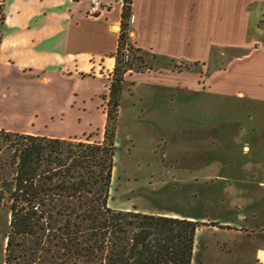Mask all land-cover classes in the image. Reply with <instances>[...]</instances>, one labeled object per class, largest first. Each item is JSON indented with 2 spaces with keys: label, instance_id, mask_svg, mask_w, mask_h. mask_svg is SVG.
Returning a JSON list of instances; mask_svg holds the SVG:
<instances>
[{
  "label": "rangeland",
  "instance_id": "1",
  "mask_svg": "<svg viewBox=\"0 0 264 264\" xmlns=\"http://www.w3.org/2000/svg\"><path fill=\"white\" fill-rule=\"evenodd\" d=\"M141 41L153 44L148 37ZM136 55L146 66L142 73L130 72L133 77L124 83L108 206L205 223L208 228L196 231L192 264H261L254 251L264 247V128H242L238 122L246 124L248 117L234 114L232 100L187 88L196 81L200 87L202 76L219 63L202 70L200 61ZM165 64L172 73L166 80L160 74L168 72L159 68ZM94 73L104 80L110 75L102 68L87 76ZM4 86L2 81L0 89ZM98 86V80L82 82L79 89L86 95L75 98L74 111L65 101L58 103L56 110L66 108V118L39 126L40 134L100 141L106 116ZM29 105L20 101L16 109L10 98L2 97L0 130L25 129V123L14 118ZM9 155L0 136V180L5 174L1 165ZM8 223L7 210L0 208V264ZM261 260L264 264V255Z\"/></svg>",
  "mask_w": 264,
  "mask_h": 264
},
{
  "label": "crops",
  "instance_id": "2",
  "mask_svg": "<svg viewBox=\"0 0 264 264\" xmlns=\"http://www.w3.org/2000/svg\"><path fill=\"white\" fill-rule=\"evenodd\" d=\"M88 8L89 0H0V99L10 98L16 109L31 103L15 115L25 123L15 133L42 135L37 129L66 118V108L56 106L65 101L73 112L75 98L86 95L82 82L98 80L105 94L107 78L87 74L114 67L122 0H101L93 18ZM130 25L132 43L147 54L200 61L202 70L219 63L200 87L195 79L187 88L232 100L234 114L248 117L238 122L242 128H264V0H133ZM143 37L153 44L144 46ZM159 68L168 72L160 74L165 80L172 75L168 64ZM260 249L254 259L263 264Z\"/></svg>",
  "mask_w": 264,
  "mask_h": 264
},
{
  "label": "trees",
  "instance_id": "3",
  "mask_svg": "<svg viewBox=\"0 0 264 264\" xmlns=\"http://www.w3.org/2000/svg\"><path fill=\"white\" fill-rule=\"evenodd\" d=\"M132 4L122 0L100 141L0 130L10 152L0 180V208L9 215L3 264H192L205 223L108 206L124 83L146 66L136 54L147 53L129 37Z\"/></svg>",
  "mask_w": 264,
  "mask_h": 264
},
{
  "label": "built area",
  "instance_id": "4",
  "mask_svg": "<svg viewBox=\"0 0 264 264\" xmlns=\"http://www.w3.org/2000/svg\"><path fill=\"white\" fill-rule=\"evenodd\" d=\"M101 7V0H89L88 14L97 15Z\"/></svg>",
  "mask_w": 264,
  "mask_h": 264
},
{
  "label": "water",
  "instance_id": "5",
  "mask_svg": "<svg viewBox=\"0 0 264 264\" xmlns=\"http://www.w3.org/2000/svg\"><path fill=\"white\" fill-rule=\"evenodd\" d=\"M115 28H118L120 30V26H115Z\"/></svg>",
  "mask_w": 264,
  "mask_h": 264
}]
</instances>
